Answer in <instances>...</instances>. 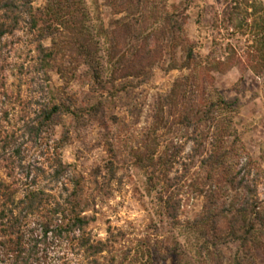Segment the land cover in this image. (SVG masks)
Wrapping results in <instances>:
<instances>
[{
	"label": "rangeland",
	"instance_id": "rangeland-1",
	"mask_svg": "<svg viewBox=\"0 0 264 264\" xmlns=\"http://www.w3.org/2000/svg\"><path fill=\"white\" fill-rule=\"evenodd\" d=\"M54 1L67 5L65 0H34V6L45 10ZM76 1L77 7L91 11L95 25L112 28L111 22L119 17L108 0ZM226 1L233 0H165V8L182 12L185 33L202 54L211 52L223 59L228 43L235 46L237 56L245 57L239 47L251 43L250 32L242 15L228 28L221 23ZM251 1L264 8V0ZM65 20L72 27L59 28L55 37L48 32L40 36L28 23H21L0 41V179L13 186L16 198L22 197L24 186L29 184L42 192L43 199L34 213L21 219L22 255L18 256L16 234L0 232V264H89L83 248L77 245L79 231L57 232L74 211L88 218L86 231L92 239L109 238L107 250L95 255L103 264H230L235 255L242 264H264V71L256 74L235 65L223 73H212L213 88L207 82L203 85L204 97L212 94L237 100L236 128L262 170L257 187L262 220L251 241L242 248L233 243L216 247L200 220L207 196L198 194L197 187L202 186L207 170L205 173L199 168L198 159L187 174L182 165L189 161L190 131L173 122L177 119L175 107L170 112L165 107L163 121L156 117L158 103L175 79L189 73L179 68L181 50L177 49L171 59L163 53L167 61L155 62L148 77L127 79L124 92V78L113 83L105 80L107 74L99 82L92 78L73 43V30L80 24L75 22L73 27L69 16ZM39 42L55 52L49 80L39 69ZM169 64L176 68L168 69ZM52 100L68 106L70 112H63L35 134L29 126L38 120L42 106ZM211 141H205L203 155L208 154ZM175 147H181L177 162L169 164L166 171L146 158L153 154L156 159L165 148L174 152ZM57 157L66 168L54 178ZM233 161L235 157L229 163ZM162 170L174 183L182 177L176 196L172 193L176 189L166 185ZM223 174L221 169L212 173V181L219 187L214 190L219 207L238 195L221 189ZM195 177H199L197 187H188ZM168 196L180 201L175 221L165 211ZM46 226L49 230L45 233ZM219 229L224 237L225 218L219 222Z\"/></svg>",
	"mask_w": 264,
	"mask_h": 264
},
{
	"label": "trees",
	"instance_id": "trees-1",
	"mask_svg": "<svg viewBox=\"0 0 264 264\" xmlns=\"http://www.w3.org/2000/svg\"><path fill=\"white\" fill-rule=\"evenodd\" d=\"M108 2L113 6L114 14L119 15L111 22L112 28H105L101 23L95 25L97 22L91 20L93 19L90 15L91 11L86 7H77L79 4L76 6V0H65L67 3L65 6L59 1H54L45 10L35 7L34 0H0V41L5 35L17 30L21 23H28L30 30H38L40 36L48 32L50 37H55L61 31L59 28L72 27L71 23L67 24L68 20L63 21L64 17L69 16V19L74 20L73 24L75 22L80 24L79 28L73 30L75 33L73 43L78 55L91 71L92 78L99 82L104 78L103 74H107L105 80L109 83L124 78V92L127 90V79L148 77L155 62L167 61V57H162L163 53L171 59L176 50L180 49L179 68L188 69L189 73L176 78L170 91L159 101L156 111L157 121H163L162 114L165 112V107L169 112L175 107L177 119L173 122L185 128L186 132L190 131L187 133V139L192 142L187 154L189 163L182 162V165L187 174L198 159L199 168L205 173L207 170L202 178L204 181L202 186L198 188L195 185L197 178L201 176L199 173V177L192 178L188 187H197L198 194L207 196L200 220L204 223L206 232L211 235L212 244L219 247L233 243L237 247H244L257 230L258 221L262 220L259 209L261 200L257 190L262 170L248 153L236 128L234 114L238 109L237 100H225L212 94L204 97L202 94L206 82L213 88L214 72L223 73L235 65L248 67L256 74L264 71V8L260 3L256 4L249 0L226 1L221 11V23L228 28L233 24L234 19L242 15L241 20L245 22L250 32L251 43L246 42L247 44L239 47L245 57L237 56L235 46L227 43L225 47L227 55L219 59L211 52L202 54L196 42L190 41L183 28L182 12L167 11L165 0H108ZM146 12L150 17L147 20H151L149 23L146 22ZM237 25L241 27V24ZM75 26L74 24L73 27ZM216 44L218 43L215 42L214 45ZM37 51L39 69L42 70L45 79L49 80L48 70L54 60L55 52L44 47L41 42L37 45ZM173 65L169 64L167 68H176ZM1 86L2 82H0ZM92 109H95V106H92ZM63 112H70L68 106L52 100L42 106L37 116L38 120L30 125L29 129L38 134L43 127L55 122ZM208 138L212 140L210 150L208 154L203 155L205 141ZM173 149L176 150L169 152V148H165L156 159L153 154L146 158L159 163L166 171L169 164L177 162L176 154L180 152L181 147ZM234 157L235 161L230 164V159ZM241 159L244 161L241 162ZM65 168L66 165L57 157L53 177L58 178ZM217 169L224 171L221 189L226 193L227 191L238 193L222 207H219L214 191L219 187L212 181V173ZM165 171L162 170L164 181L168 187L176 189V193L172 190L176 196L180 193L179 183L182 177L180 181L174 183ZM76 184H78L77 180ZM72 192L75 196V191ZM41 193L26 184L22 197L16 198V190L13 186L0 179V232L6 235L16 234L18 256L24 252L19 240L21 219L39 208L43 200ZM57 205L59 206L58 203ZM164 205L168 218L175 221L180 208L179 199L168 196ZM74 213L75 215L68 219L66 224L59 225L57 232L74 233L78 230L77 245L83 248L88 263L103 264L95 258V255L107 250L109 238L105 241L92 239L86 231L88 218L75 211ZM222 218H225L227 223L224 237L219 234V222ZM48 230V226L44 227L45 233ZM109 232L114 238L113 233ZM207 240L210 242L209 239ZM215 259L219 261L218 258ZM230 264H242L240 257L235 255L233 263Z\"/></svg>",
	"mask_w": 264,
	"mask_h": 264
}]
</instances>
